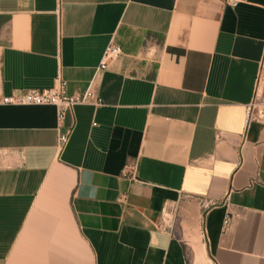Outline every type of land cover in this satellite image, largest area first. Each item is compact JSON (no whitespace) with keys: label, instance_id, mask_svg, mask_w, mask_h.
<instances>
[{"label":"crops","instance_id":"obj_1","mask_svg":"<svg viewBox=\"0 0 264 264\" xmlns=\"http://www.w3.org/2000/svg\"><path fill=\"white\" fill-rule=\"evenodd\" d=\"M263 103L264 0H0V264H264Z\"/></svg>","mask_w":264,"mask_h":264},{"label":"built area","instance_id":"obj_2","mask_svg":"<svg viewBox=\"0 0 264 264\" xmlns=\"http://www.w3.org/2000/svg\"><path fill=\"white\" fill-rule=\"evenodd\" d=\"M122 54L120 46L109 42L102 53L97 69H106L109 64L117 60ZM2 102L13 105H52L57 109V150L62 149L69 140L73 127L62 128V121L67 111H72L78 104H101V99L95 88L90 85L82 92L68 93L66 80L57 74L53 86L44 89H28L23 92H11L2 97ZM264 119V103L255 106L251 104L247 108L246 122ZM228 216L223 220V227L228 223Z\"/></svg>","mask_w":264,"mask_h":264}]
</instances>
